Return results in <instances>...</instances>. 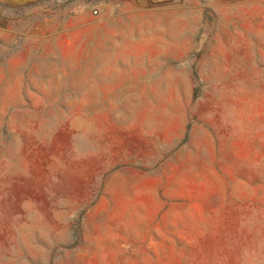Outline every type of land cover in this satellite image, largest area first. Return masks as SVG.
Wrapping results in <instances>:
<instances>
[{"label":"rangeland","instance_id":"obj_1","mask_svg":"<svg viewBox=\"0 0 264 264\" xmlns=\"http://www.w3.org/2000/svg\"><path fill=\"white\" fill-rule=\"evenodd\" d=\"M0 264H264V0H0Z\"/></svg>","mask_w":264,"mask_h":264}]
</instances>
